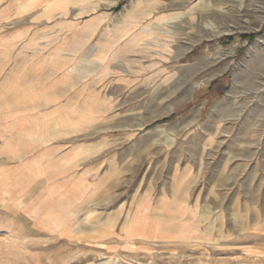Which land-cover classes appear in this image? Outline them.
<instances>
[{
    "label": "rangeland",
    "instance_id": "rangeland-1",
    "mask_svg": "<svg viewBox=\"0 0 264 264\" xmlns=\"http://www.w3.org/2000/svg\"><path fill=\"white\" fill-rule=\"evenodd\" d=\"M95 5L96 157L0 173V264H264V0Z\"/></svg>",
    "mask_w": 264,
    "mask_h": 264
},
{
    "label": "crops",
    "instance_id": "crops-1",
    "mask_svg": "<svg viewBox=\"0 0 264 264\" xmlns=\"http://www.w3.org/2000/svg\"><path fill=\"white\" fill-rule=\"evenodd\" d=\"M97 1L0 0V173H11L8 183L18 170L23 183L33 175L43 180L63 163L96 157L88 150L94 139L87 136L92 124L86 52L110 28V12L102 13ZM30 165L42 170L37 175ZM76 222L69 220L66 228H76Z\"/></svg>",
    "mask_w": 264,
    "mask_h": 264
},
{
    "label": "bare ground",
    "instance_id": "bare-ground-1",
    "mask_svg": "<svg viewBox=\"0 0 264 264\" xmlns=\"http://www.w3.org/2000/svg\"><path fill=\"white\" fill-rule=\"evenodd\" d=\"M142 10V9H141ZM145 13V12H144ZM151 13V12H150ZM131 17V16H130ZM138 19V18H137ZM142 20V19H141ZM140 21V20H139ZM126 23V22H125ZM137 23V22H136ZM134 24V23H133ZM139 23H137V25H138ZM128 27H129V25H128ZM125 28H127L126 26H125ZM131 28V27H130ZM134 34V33H133ZM153 35V34H152ZM128 36V35H127ZM126 38V37H125ZM129 38V37H128ZM132 38V37H131ZM130 38V39H131ZM149 41V40H148ZM124 42V41H123ZM159 42V41H158ZM159 44V43H158ZM124 45V44H123ZM135 46V45H134ZM151 46V45H150ZM40 171V170H39ZM65 183V182H64ZM68 183V182H67ZM2 185V184H1ZM3 186V185H2ZM21 186V185H20ZM67 186V185H66ZM70 186V185H69ZM74 186V185H73ZM81 186V185H80ZM83 186V185H82ZM71 187V186H70ZM56 188V187H55ZM73 188V187H72ZM68 190V189H67ZM77 190V189H76ZM59 191V190H58ZM58 191H57V195H58ZM71 191V190H70ZM85 191V190H84ZM79 192V191H78ZM51 194V193H50ZM73 194V193H72ZM71 193H70V195H72ZM61 195V194H60ZM59 195V196H60ZM74 195H76V194H74ZM73 195V196H74ZM47 197V196H46ZM75 197V196H74ZM49 198V197H48ZM42 199V198H41ZM63 199V198H62ZM75 199H77V198H75ZM56 200V199H55ZM63 201V200H62ZM53 202H55L54 200H53ZM63 202H65V201H63ZM60 203V202H59ZM73 203V202H72ZM72 205V204H71ZM73 206V205H72ZM184 206V205H183ZM64 207V206H63ZM49 208V207H48ZM53 208V207H52ZM51 208V209H52ZM189 208V207H188ZM187 208V209H188ZM34 209H36V207L34 208ZM39 209V208H38ZM148 209V208H147ZM186 209V208H185ZM145 210V209H144ZM31 211H33V209L31 210ZM36 211H37V209H36ZM54 211V210H53ZM156 211V210H155ZM162 211V210H161ZM168 211V210H167ZM185 211V210H184ZM191 211V210H190ZM55 212V211H54ZM147 212V211H146ZM169 212V211H168ZM171 212H173V211H171ZM182 212H183V210H182ZM53 213V212H52ZM51 213V214H52ZM56 213V212H55ZM181 213V212H180ZM179 213V214H180ZM195 213V212H194ZM71 214V213H70ZM184 214V213H183ZM190 214V213H189ZM49 215V214H48ZM140 215V214H139ZM147 215V214H146ZM161 215V214H160ZM177 215V214H176ZM191 215V214H190ZM33 216H35V215H33ZM131 216V215H130ZM178 216V215H177ZM43 217V216H42ZM56 217V216H55ZM64 217V216H63ZM132 217H133V215H132ZM142 217H143V215H142ZM49 218V217H48ZM65 218V217H64ZM131 218V217H130ZM137 218V217H136ZM135 218V219H136ZM145 218V217H144ZM150 218H151V216H150ZM54 219V218H53ZM132 219V218H131ZM148 219V218H147ZM55 220V219H54ZM56 220H58V219H56ZM145 220V219H144ZM192 220V219H191ZM46 221H48V220H46ZM45 221V222H46ZM69 221V220H68ZM143 221V220H142ZM150 221V220H149ZM155 221V220H154ZM238 221V220H237ZM53 222V221H52ZM58 222H60L61 223V221H59L58 220ZM150 222H153V220L152 221H150ZM167 222V221H166ZM188 222V221H187ZM191 222V221H190ZM54 223V222H53ZM63 223V222H62ZM58 224V223H57ZM50 225V224H49ZM131 225V224H130ZM42 226V225H41ZM65 226V225H64ZM154 226V225H153ZM43 227V226H42ZM49 227V226H48ZM152 227V226H151ZM51 228V227H50ZM53 228V227H52ZM194 228V227H193ZM51 230V229H50ZM119 231V230H118ZM60 232V231H59ZM125 233V232H124ZM188 233V232H187ZM124 237V236H123ZM154 237V236H153ZM182 238H184V237H182ZM157 239V238H156Z\"/></svg>",
    "mask_w": 264,
    "mask_h": 264
}]
</instances>
